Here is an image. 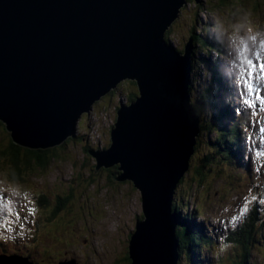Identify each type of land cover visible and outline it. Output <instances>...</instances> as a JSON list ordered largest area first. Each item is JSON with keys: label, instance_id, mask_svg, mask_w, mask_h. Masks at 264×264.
<instances>
[{"label": "water", "instance_id": "1", "mask_svg": "<svg viewBox=\"0 0 264 264\" xmlns=\"http://www.w3.org/2000/svg\"><path fill=\"white\" fill-rule=\"evenodd\" d=\"M185 3L0 0V121L14 144L57 146L120 80L138 86L135 101L119 103L109 147L89 152L97 169L118 165L113 179L140 192L143 219L130 236V264L178 262L171 202L199 120L187 88L191 39L182 55L165 32ZM0 264L30 263L14 255L0 256Z\"/></svg>", "mask_w": 264, "mask_h": 264}, {"label": "rangeland", "instance_id": "2", "mask_svg": "<svg viewBox=\"0 0 264 264\" xmlns=\"http://www.w3.org/2000/svg\"><path fill=\"white\" fill-rule=\"evenodd\" d=\"M250 1L253 3L245 0H225V4L218 5L210 3L216 2V0H200V4L196 3L195 0H187L181 8L179 17L171 26L172 29L168 37L175 47L182 49L184 43L188 41L193 24L197 26L199 23L209 22L213 18L219 22L223 20L224 24L227 23V39L232 44L230 50L238 62L236 64L238 76L247 75L250 67L248 61L251 60L254 65L252 72H257L255 76L261 84L264 81V73L259 69V65L264 63V1ZM198 4L200 5L199 10L197 9ZM243 12H245L244 17L241 19ZM208 13L212 16L208 17ZM195 53L197 60L200 51L195 49ZM197 73L198 70L194 69L193 74L196 75ZM126 81L127 79H122L118 83L117 91L121 90V93L117 92L113 97L106 93L93 103L90 114L82 113L78 118L76 134L81 142L69 140L70 143L64 149H58L59 156L56 157L55 161H51L46 168H23L22 180L9 179L12 164L4 150L10 140V133L0 124V208H5V203L8 204L6 214L12 225L10 213L17 205L19 196L21 197L26 205L23 213L27 218L26 222H32L34 225L32 246L46 252L51 258L50 261L43 260L41 264H57L59 261H63L65 264L71 262L74 264H123L125 256H128L131 230L134 229L135 219L142 216L140 192L128 181H112L109 178L110 169L103 167L101 168L105 171L101 170L96 172L94 176H90L92 181L97 180L95 183H90L91 180L88 181L91 174L90 168L97 162L96 158L83 147L89 142L91 148L103 147L106 143L110 145V131L116 123V107L119 105V97L125 99V94L135 90L133 84L131 82L126 83ZM247 94L244 96L247 97ZM226 103L229 104L231 101L227 99ZM262 111V109L259 112L257 109H253V116L263 115ZM243 122L241 120V123ZM260 124H264V116ZM252 126V134L248 133V140H252V145L254 144L252 148L255 149L257 146L258 152L264 151V146L256 143L260 126L258 123H252ZM210 137V140L214 141L216 136L213 137L211 134ZM201 140L205 141V138ZM202 144L194 155L196 156L195 162L192 163L191 160L190 169L183 179L184 186H179L180 190L176 192L178 202L180 203V196L183 195L184 197L185 194L192 193L191 200L186 201L185 198H182L184 205H188L190 214L193 213L195 216L201 213L207 215L205 217L208 219L210 215L221 217L226 211V217L219 221V225L221 229L231 227L234 223L233 216L241 219L244 215L239 210L245 199L251 201V197L257 196V192H254L252 184L249 185L246 182L247 179L243 181L240 178L237 179L240 175H230L233 178V184L229 181L227 172L233 170L235 166L229 167L224 161L223 166L226 167L227 171L224 172L220 166L222 165L220 159H209L210 163L208 160L203 161L206 148L204 143ZM106 145L105 147H107ZM92 151H96V149ZM254 154L257 156V152ZM259 158L264 166V157ZM208 163L217 166L218 171L215 168L207 170ZM194 165L196 166L195 169H193ZM235 165L238 167V164ZM250 168V171L240 174L250 175L251 171L254 172V169ZM190 172L192 173L191 177ZM79 174H83L85 178L75 184L72 193V176ZM108 180L111 182L109 183ZM261 184L263 187L259 192V197L264 198V183ZM44 195L47 196L49 203L46 207H39L35 202V197H43ZM71 195L74 197L69 199L68 197ZM191 203L198 212H194ZM252 204L253 202L249 203L248 208L252 207ZM54 207H62V209L53 218L47 220L49 213L53 211L51 208ZM29 208L35 209L34 214L29 213ZM2 218L0 211V236L4 241L8 240L9 237L24 233L21 228L11 225L7 227ZM202 224L207 225L208 220ZM29 240L30 238L25 241L28 242ZM15 242L12 246L13 250L17 251L24 242L23 236L20 235ZM263 242L264 235H256L248 249L251 260L256 264H264ZM0 249L9 251L5 244H0ZM210 252L213 256L208 255L211 264L213 258L216 260L215 264H231V261L238 264L243 249L241 245H238L222 249L219 254L216 243H212ZM261 257L263 258L260 263ZM178 264H188V261L186 258H180Z\"/></svg>", "mask_w": 264, "mask_h": 264}, {"label": "trees", "instance_id": "3", "mask_svg": "<svg viewBox=\"0 0 264 264\" xmlns=\"http://www.w3.org/2000/svg\"><path fill=\"white\" fill-rule=\"evenodd\" d=\"M243 1V0H239ZM247 2L253 3L250 0H245ZM264 1V0H262ZM210 3H216L218 5H223L225 4V0H216V2H210ZM237 3H243V2H237ZM212 5V4H211ZM257 6V5H255ZM231 15V14H230ZM241 16L242 13H241ZM173 24L170 25V27L167 29L165 33V37L167 38L170 35V30L172 29ZM190 36H192L194 45H196V48H201V49H206L208 48V42L205 41V36L203 37L199 33L195 34L194 29L191 30ZM195 55V53H194ZM196 59V58H195ZM194 61L196 63V60H193V67H194ZM202 63H199V65ZM128 81H126L127 83ZM133 84V87H135V90L132 92H129L125 94V97L128 98V101H133L135 97H138V91H137V84L135 81H129ZM191 89L194 91V94L192 95V100L194 103L193 107L196 111V116L198 117L199 124H200V133L199 137L202 135V133H208L212 127V118H210L211 114L214 116V112H217V98L219 96V92L221 90V85L218 76H213L212 83L205 89V91H201L199 88H196V85L194 82L191 84ZM112 95V96H111ZM115 95V90H111L109 92V96L113 97ZM209 112V117L207 116V113ZM86 115V114H85ZM220 118V117H218ZM117 120V117H116ZM220 120V119H218ZM0 124H3V122L0 121ZM5 129V126H4ZM222 129V130H220ZM6 130V129H5ZM218 131L216 140H215V145L219 151H221V155L229 162L232 163L233 157L231 156V152L226 148V142L229 141L230 138V132H227L224 130L223 124H220V126L217 128L216 132ZM76 130L74 131L73 137L68 138L67 140L63 141L61 144L54 146V147H49V148H38V149H29V148H21V146L15 145L14 143L11 142V140L7 144V148L4 150V152L9 156L11 164H12V169H11V175L9 177L10 180H22V175L24 176V169L23 168H28V169H33V168H46L47 165L51 163V161H55L56 157L59 156L58 154V149L60 148H65L69 142V140H78L81 142L80 138H78L76 135ZM75 138V139H74ZM231 139V138H230ZM111 141V140H110ZM197 144H199V138L197 140ZM87 143V142H86ZM88 144V143H87ZM84 144L83 147L85 150L89 153L92 148ZM108 144V145H106ZM105 145L108 147L109 143H106ZM103 146V149H106L107 147ZM211 146V145H210ZM102 149V150H103ZM30 150V151H29ZM211 150V148H210ZM3 152V153H4ZM118 165H113L107 169L109 170L110 173V179L114 181L113 179V174L117 175ZM194 169V168H193ZM104 169L100 168L97 169L96 164H94L90 168L91 174L89 177L94 176L96 172L101 171ZM192 175V173L190 172ZM73 177V183H71V192H74V186L78 182H81L84 180L85 176L83 174L79 175H74ZM88 178V181L91 180L90 183H95L94 180L92 181V178ZM78 179V181H76ZM111 180H108L111 182ZM109 182V183H110ZM124 182V181H123ZM89 183V184H90ZM179 190V188H177ZM71 193V194H72ZM74 197L73 195L69 196V199ZM39 206L41 207H46L47 206V201L40 200L38 202ZM173 212H176L178 215V218L180 219L176 223V231H175V237L177 240V252L180 260V258H186L188 261V264L190 261H192L195 257L198 259L199 252H202V249L208 248L209 243H210V238L208 237L206 239L205 235L202 234L203 228L199 226L197 223L194 224L192 220L187 218V211L186 208L181 206L178 202V200L173 202L172 205ZM185 212L184 218L181 216V212ZM60 208H56L53 210L51 213H49V217L47 220H50L51 218L54 217L55 214L58 213ZM143 216V215H142ZM141 218V217H140ZM253 220L255 223L256 228H252L251 225L248 223H245L242 225V227L238 231V235L236 236H230V237H225L224 239V244L230 243L231 245H234L235 243L240 244L241 247H244L248 249V243H249V237L253 236L255 232L260 231L261 228H264V204H261V206L258 208V210L253 211ZM195 222V221H194ZM196 225V226H195ZM205 239V240H204ZM211 245V244H210ZM235 244V246H238ZM210 247V246H209ZM223 249H226V247H223ZM242 264H256L253 260L250 258V254H247V251L244 252L241 258ZM123 264H130V259L128 257H125V261ZM191 264V263H190ZM197 264H201L198 262ZM231 264H235V261H231Z\"/></svg>", "mask_w": 264, "mask_h": 264}, {"label": "snow or ice", "instance_id": "4", "mask_svg": "<svg viewBox=\"0 0 264 264\" xmlns=\"http://www.w3.org/2000/svg\"><path fill=\"white\" fill-rule=\"evenodd\" d=\"M248 65H249L250 67H249V70H248L247 75H248V76H251V75H252V67L254 66V65H253V61L249 60V61H248ZM259 69H260V71H261L262 73H264V63H261V64L259 65ZM247 83H248V89L251 91V90H252V84H251L250 81H248ZM258 98L264 99V97H260L259 95H258ZM261 132L264 133V128L261 129ZM261 142H264V137H262V141H261ZM257 156H258V157H264V151H259V152H257ZM257 199H258V197H256V196H252V197H251V201H249V200L246 198L245 201H244V204L241 206V208H240V210H239L240 213H241V214L245 213V212L248 210V204L251 203V202L256 201ZM260 203H264V198H260ZM0 211H2V210H0ZM28 211H29L30 214H34L35 209H34V208H29ZM237 219H238V217H236V216H233V217H232V220H233V221H235V220H237Z\"/></svg>", "mask_w": 264, "mask_h": 264}, {"label": "clouds", "instance_id": "5", "mask_svg": "<svg viewBox=\"0 0 264 264\" xmlns=\"http://www.w3.org/2000/svg\"><path fill=\"white\" fill-rule=\"evenodd\" d=\"M127 81L129 82V81H133V80H128L127 79ZM117 87H118V84H117V86L115 87V88H113V89H111V90H115V94L117 93V92H120L121 93V90L120 91H117ZM110 90V91H111ZM109 91V92H110ZM137 91H138V86H137ZM139 93V92H138ZM109 93H107V95H108ZM112 96V95H111ZM138 96H140V94H138ZM122 97H119V101H120V99H121ZM136 100V97H135V99H134V101ZM98 101V100H97ZM119 103V102H118ZM120 105V104H119ZM119 105L116 107V115H117V110H118V108H119ZM8 132V131H7ZM110 133H111V131H110ZM111 140V139H110ZM10 141V140H9ZM12 142V141H11ZM13 143V142H12ZM111 144V143H110ZM16 145V144H15ZM109 147V146H108ZM107 147V148H108ZM95 149V148H94ZM93 149V150H94ZM103 149V147H99V148H97L96 150H102ZM103 168H105V167H103ZM109 168V167H108ZM100 169V168H99ZM104 171H105V169H104ZM142 204V203H141ZM179 221V219H176V222H178ZM135 230V226H134V229H133V231ZM132 231V232H133ZM131 232V233H132ZM129 258V257H128ZM130 259V258H129ZM198 262H200L201 264H209V260H208V256L205 254V253H203V251L200 253L199 252V255H198V259L196 258V254H195V257H194V259L192 260V261H190V263L191 264H193V263H195V264H197ZM130 263H131V260H130Z\"/></svg>", "mask_w": 264, "mask_h": 264}, {"label": "bare ground", "instance_id": "6", "mask_svg": "<svg viewBox=\"0 0 264 264\" xmlns=\"http://www.w3.org/2000/svg\"><path fill=\"white\" fill-rule=\"evenodd\" d=\"M200 4V3H199ZM213 50H215V49H213ZM216 51V50H215ZM211 52H212V50H211ZM247 70V69H246ZM224 78H226L225 76H224ZM93 108V107H92ZM92 110V109H91ZM91 112V111H90ZM90 112L89 113H84V114H90ZM30 151V150H29ZM110 182V181H109ZM183 203V202H182ZM183 205H184V203H183ZM186 207L185 208H188V205H185ZM173 212V211H172ZM173 214H174V212H173ZM188 217H189V219L190 220H192L193 221V223L194 224H198L199 226H201V222H200V220L198 219V218H196L194 215H193V213L192 214H190V212L188 213ZM195 221V222H194ZM196 226V225H195ZM202 227V226H201ZM203 228V232H202V234L203 235H205V237H206V239L208 238V237H210V234L208 235L207 233H206V226L204 227H202ZM69 264H74V262H71V263H69Z\"/></svg>", "mask_w": 264, "mask_h": 264}]
</instances>
